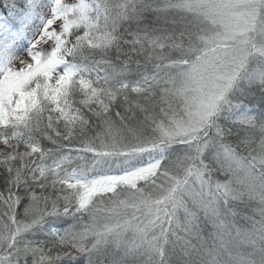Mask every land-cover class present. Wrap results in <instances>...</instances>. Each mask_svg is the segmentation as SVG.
I'll return each mask as SVG.
<instances>
[{
    "label": "snow or ice",
    "instance_id": "snow-or-ice-1",
    "mask_svg": "<svg viewBox=\"0 0 264 264\" xmlns=\"http://www.w3.org/2000/svg\"><path fill=\"white\" fill-rule=\"evenodd\" d=\"M103 16L101 27L97 0H0V264H193L172 238L207 234L240 179L212 161L244 144L264 185V0H112ZM169 83L184 95L179 116L166 107ZM137 112L159 135L135 155L83 135ZM189 128L203 143L174 144ZM152 170L153 188H167L149 201L142 181ZM103 184L112 191L97 193ZM97 195L113 215L134 211L102 218ZM141 204L157 205L151 240Z\"/></svg>",
    "mask_w": 264,
    "mask_h": 264
},
{
    "label": "trees",
    "instance_id": "trees-1",
    "mask_svg": "<svg viewBox=\"0 0 264 264\" xmlns=\"http://www.w3.org/2000/svg\"><path fill=\"white\" fill-rule=\"evenodd\" d=\"M97 2L101 7L100 24L101 27H103L104 5L111 3L112 0H97ZM157 2H162V0H157ZM95 6L96 5L93 4V7ZM90 15L95 14L90 12ZM182 75L183 73L177 74L180 80H183V78H181ZM163 86L162 83L161 87ZM168 88L169 92L167 96L169 102L166 104V107L169 108L171 104L179 105L177 103L179 100H177L176 92L172 90L170 83L168 84ZM155 131L156 129H154L150 123H146L143 120L142 114L137 112L135 118L129 117L123 121L119 119H112L106 122L94 121L90 128L84 130L83 135L92 140L102 151L105 149V144L112 145L113 143L119 144L124 142L127 145L126 150L130 151L132 155H135V150L137 148L142 147L156 137ZM79 135L78 133L77 138H79ZM198 136L200 139L193 140L192 143L189 144H202V134L200 133ZM176 141H178V139L174 140L173 143L175 144ZM181 143L185 145V143ZM232 145L239 147L235 148V150L232 149V151L237 152L240 158L245 162L251 163L249 147L243 144H236L235 142H232ZM240 147H244L242 151ZM153 155H158V153H153ZM220 157L223 160L227 159L224 153H221ZM261 166L259 162L256 163V177L254 179L242 182L240 177L239 180L232 183L235 188H232V192L229 189L230 192L227 194L230 203L228 206L221 204L218 213L215 211L211 212L214 223L209 226L207 234L193 231L185 236L183 232H179V235L184 237L183 240H176L175 237L172 238L173 242L177 244V251L183 250L182 254H184L186 260L193 262V264H205L207 261H211L212 264H261V258L264 257V185H262L259 175ZM233 171L237 174L235 169H233ZM214 176L215 173H213V177ZM153 177H156V173L144 183L146 191L149 189L152 190L150 197H144V199L149 201L160 196L167 188V185H165V189L153 188L151 184V179ZM157 180L158 183L163 184L166 178L157 177ZM191 189L196 198L199 199V182L193 184ZM131 192L132 187L130 186L121 188V194H130ZM204 192V199L206 200L207 186H205ZM128 199L138 200L140 199V194H136L135 197L128 195ZM184 199H189L188 206L190 207V197L187 192L184 195ZM96 201L98 202L97 206L101 209L98 215L102 218L109 217L112 220H123L134 211L131 208L121 207L116 209L118 215H113L107 211V209L111 207V204L105 195H97ZM169 206H171V202H169ZM156 207L157 205L154 204L149 207H145L141 204L140 210L135 213L142 221L141 226L149 240H151L154 233H158L159 231V228L153 223L156 216ZM159 207L163 209L164 204L161 203ZM209 207L214 210L215 202ZM161 215H163L162 212ZM178 215L180 223H183V209H181ZM156 223H158V221H156ZM150 227L151 231L148 232ZM123 236L125 238H131L132 232L124 233ZM148 256L149 250L145 248L138 258L147 259Z\"/></svg>",
    "mask_w": 264,
    "mask_h": 264
},
{
    "label": "rangeland",
    "instance_id": "rangeland-1",
    "mask_svg": "<svg viewBox=\"0 0 264 264\" xmlns=\"http://www.w3.org/2000/svg\"><path fill=\"white\" fill-rule=\"evenodd\" d=\"M184 79V74L182 75V77ZM19 82H14L13 85H9V87H13V86H18ZM176 97L177 100H179V102H177L179 105H173L171 104L169 108L173 109V111L176 113L177 116L180 115L181 112L184 111V103H183V99H184V95L183 94H177L176 93ZM186 118V114L185 117ZM155 129V128H154ZM156 137L159 135L158 131H155ZM200 134V132L195 131L193 128H189L186 131H180L174 138L173 141L178 139V141H181L183 143H185V145H189V143H192L193 140H196L197 137H199L198 135ZM244 145V144H243ZM242 145V146H243ZM105 146H108V150L109 151H120V150H126L127 145L124 142H121L119 144L113 143L111 144H105ZM232 149L235 150V148H239L235 145H232ZM244 148V147H243ZM242 147H240V150H243ZM105 150V149H104ZM221 153H224L227 156L226 160H223L221 157H219V160H213L212 164L214 167H218V166H225L230 168L231 170L235 169V171L237 172V175H239L241 177L242 182H246L249 179H254L256 177V174L253 173L251 171L250 168L247 167L246 162L240 158V156L237 154V152L235 151H231V152H225V151H221ZM206 154V152H205ZM113 166H115V161H113ZM156 172L154 170L149 171L146 173V177L147 179L143 180V183H146L148 181L149 178H151ZM141 177L136 176V177H130L129 179H127L126 181H123L122 183L132 187L133 185H135V183H137V181H140ZM247 184V183H244ZM236 186V185H235ZM237 187V186H236ZM232 188L234 187V184L230 185V190L232 192ZM230 190L228 191V193L230 192ZM112 191V185L111 184H103L100 185L96 192L97 193H109ZM151 231V227L149 229L148 232Z\"/></svg>",
    "mask_w": 264,
    "mask_h": 264
}]
</instances>
